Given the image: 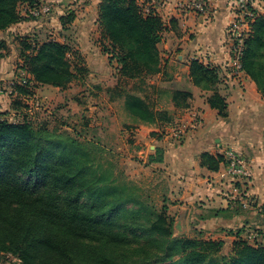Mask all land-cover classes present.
I'll use <instances>...</instances> for the list:
<instances>
[{"label":"trees","instance_id":"16d2710c","mask_svg":"<svg viewBox=\"0 0 264 264\" xmlns=\"http://www.w3.org/2000/svg\"><path fill=\"white\" fill-rule=\"evenodd\" d=\"M35 1L0 0V30L25 18L18 11L21 3ZM253 15L241 68L264 96V15ZM73 18L69 12L60 22L65 27ZM98 21L109 40L103 50L116 61L119 74L135 78L160 72L165 25L158 12L144 15L137 0H101ZM71 48L55 39L23 40L20 65L28 78L12 83V109L19 111L21 98H29L35 85L64 88L73 80ZM190 75L195 84L213 90L208 103L225 116L227 103L216 89L219 69L192 60ZM123 103L139 121L166 118L136 94L128 93ZM18 116L10 121L0 111V252L16 255L21 264H264V244L242 236L229 255L221 253L222 240L175 236L173 217L120 182L113 168L98 160L96 142L42 135L43 128ZM202 160L218 169V159L209 153ZM161 161L157 147L148 162Z\"/></svg>","mask_w":264,"mask_h":264},{"label":"crops","instance_id":"0c3cea01","mask_svg":"<svg viewBox=\"0 0 264 264\" xmlns=\"http://www.w3.org/2000/svg\"><path fill=\"white\" fill-rule=\"evenodd\" d=\"M43 1L57 8V18L50 23L58 30H70L76 41L74 47L70 45L68 54L74 78L67 86L83 89L112 83L118 75L117 63L109 60L98 40L102 31L98 21L101 0ZM75 1L82 4L74 8L71 4ZM197 1L201 0H162L158 7L165 28L160 42L161 70L157 74L162 75V96L166 102L162 111L166 112V118L162 119L159 136L157 121L145 123L128 114L133 122L129 127L133 134L130 142L140 152L146 148L148 155L157 147L162 150V161H146L145 167L162 174V201L167 210H175L174 235L200 234L202 238L222 240L221 252L227 253L224 249L228 246L232 250L238 236L247 239L248 232L253 230L259 232L256 241L264 244L261 216L241 203L246 195L264 202V96L248 74L243 70L235 72L231 66L230 25L236 15L233 0H202L203 8L194 9L192 3ZM250 5L255 16L264 15V0H252ZM71 7L73 10L69 12L74 18L64 27L60 17L69 13L66 11ZM25 19L0 30V35L8 37L5 42L41 25ZM55 36L47 39L70 43L64 34ZM18 39L23 43L25 38ZM0 52L2 60L6 54L4 50ZM192 60L219 69L221 83L216 89L227 103L225 116L208 103L213 90L193 82ZM195 114L202 119L201 125L189 129L182 140H177L173 130L187 125ZM228 148L247 160L249 178L238 181L220 178L217 171L223 151ZM204 152L218 159L217 170L202 162ZM220 209L227 211L217 213Z\"/></svg>","mask_w":264,"mask_h":264},{"label":"rangeland","instance_id":"374dc122","mask_svg":"<svg viewBox=\"0 0 264 264\" xmlns=\"http://www.w3.org/2000/svg\"><path fill=\"white\" fill-rule=\"evenodd\" d=\"M78 2L75 1L71 5L75 8L76 5L82 4V1L79 4ZM73 7L66 12L73 10ZM56 14L57 8L52 7L49 20L42 23L37 22L38 25L41 24L39 27L25 34L18 33L8 39V42L4 41V38H8L6 34L4 37L0 35V50H4L6 54L0 60V111L5 112V117L10 121L21 118L18 116L20 113L34 127L43 128L42 135L53 137L55 134H65L80 141L96 142L98 160L104 166L112 167L120 182L126 181L129 185H133L134 193L142 196L148 204L172 216L174 227L175 210H162V204H164L162 174L158 170L153 171L149 167L146 168L148 150L143 148L144 151L140 152L130 142L133 134L129 127L133 125V122L128 118L129 113L123 103L128 93L136 94L143 98L151 110L162 112V108L166 107L162 96V75L142 73L135 78H129L117 73L118 75L114 76L112 83L108 85L88 86L83 89L77 85L64 88L35 85L29 98H21V103L18 104L19 111H17L19 113L12 109V99L15 98V93L11 94L12 83L28 78V74L20 65L22 63L21 54L25 52V49H22L23 43L18 37L43 40L53 34H56L55 37L64 34L71 46L74 47L76 43L70 30L66 32L58 30L53 23H50L52 19L57 18ZM98 40L102 47H109V40L102 31ZM159 46L161 48V44ZM157 122V126L160 125L158 127L160 131L157 134L160 136L162 135V118ZM250 242L254 245L263 244L255 240ZM224 250L227 253L221 252L222 254L229 255L232 252L228 246ZM0 264H21V262L14 254L0 252Z\"/></svg>","mask_w":264,"mask_h":264},{"label":"built area","instance_id":"2783aa9c","mask_svg":"<svg viewBox=\"0 0 264 264\" xmlns=\"http://www.w3.org/2000/svg\"><path fill=\"white\" fill-rule=\"evenodd\" d=\"M252 0H233L235 6V18L230 25L231 34V66L235 72L242 71L241 55L244 48V40L250 32V22L253 18V12L250 9ZM141 12L147 15L152 10L158 12V7L162 5V0H137ZM204 2L197 1L192 3L194 9H202ZM54 5L49 1L38 0L33 3H21L18 11L21 16L42 23L50 19V14ZM202 119L197 115H193L187 125L177 126L173 130V135L177 140H182L189 129L200 126ZM181 127V129H178ZM220 169L217 171L220 178H230L232 180H240L249 178L250 171L247 160L233 149H225L223 151V160L220 163ZM244 208H253L264 219V202L259 203L251 195H246L241 202ZM259 232L256 230L248 232L247 240L256 241Z\"/></svg>","mask_w":264,"mask_h":264}]
</instances>
